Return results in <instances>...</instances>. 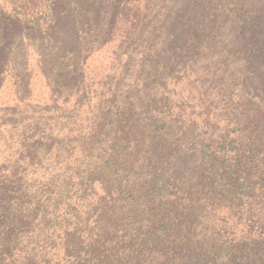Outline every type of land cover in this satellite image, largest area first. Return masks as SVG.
I'll use <instances>...</instances> for the list:
<instances>
[{"label":"trees","instance_id":"obj_1","mask_svg":"<svg viewBox=\"0 0 264 264\" xmlns=\"http://www.w3.org/2000/svg\"><path fill=\"white\" fill-rule=\"evenodd\" d=\"M123 2L79 14L105 17L100 41L129 59L96 97L107 68L90 54L61 59L38 94L0 72V264H122L126 251L264 264V0H129L130 19ZM196 129L198 141L172 139ZM157 137L172 149L153 174Z\"/></svg>","mask_w":264,"mask_h":264},{"label":"rangeland","instance_id":"obj_2","mask_svg":"<svg viewBox=\"0 0 264 264\" xmlns=\"http://www.w3.org/2000/svg\"><path fill=\"white\" fill-rule=\"evenodd\" d=\"M91 2L92 0H0V72L4 76L15 72L31 77L33 93L38 94L44 90L45 81L58 71L61 59H65V65H71L78 60L80 54H90L103 71L107 68L102 79L99 78L100 82L91 90V95L96 97L99 89L105 87V81L109 79L106 75L117 76L123 71L121 64L129 59L123 54L120 56L121 62L117 61V57L113 60L115 55L110 46L100 41L102 37L112 33V28L106 25L105 17L97 16L95 25L91 21L92 18H87L88 23L80 18V12ZM128 2L129 0H124L122 12L119 14L125 19H130L137 12ZM158 18L162 20L163 15ZM8 92L9 89L5 85L0 88V101ZM196 130V132L186 130L178 136L174 133L172 139L178 137L177 141L186 145L190 141H198L199 129ZM151 147L153 154L156 155V161L151 166L152 172L162 173L167 168L172 148H167L165 141L160 137L153 140ZM184 160L178 159L177 165L174 166L175 178H180ZM144 189L147 190L148 186L145 185ZM148 190L152 194L151 198L157 201V190L151 187ZM166 199H169L168 196L162 200L161 206L166 204L164 202ZM147 207L145 206L146 209ZM138 214L139 211H136L130 220L135 219ZM140 217L147 218L149 215L145 212ZM131 229H134L133 224H129L124 231L127 234ZM118 233L120 235V231ZM174 238L175 232L171 234L170 239ZM122 259V264H143L130 251L124 252Z\"/></svg>","mask_w":264,"mask_h":264}]
</instances>
